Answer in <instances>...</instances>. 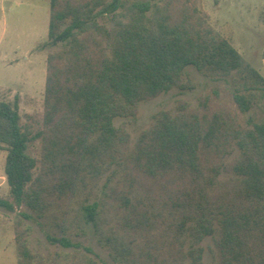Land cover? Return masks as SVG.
<instances>
[{
  "label": "trees",
  "instance_id": "obj_1",
  "mask_svg": "<svg viewBox=\"0 0 264 264\" xmlns=\"http://www.w3.org/2000/svg\"><path fill=\"white\" fill-rule=\"evenodd\" d=\"M47 45L44 129L23 126L18 102L0 99L12 199L0 208L29 211L14 221L17 264H96L74 241L89 227L114 264H203L209 237L215 264H264V118L247 117L264 113V76L200 0H51ZM188 67L240 81L229 98L211 88L196 107L154 114L133 144L116 119L194 90ZM35 219L50 244L74 252L33 251Z\"/></svg>",
  "mask_w": 264,
  "mask_h": 264
},
{
  "label": "rangeland",
  "instance_id": "obj_2",
  "mask_svg": "<svg viewBox=\"0 0 264 264\" xmlns=\"http://www.w3.org/2000/svg\"><path fill=\"white\" fill-rule=\"evenodd\" d=\"M51 0H0V99L17 101L21 124L33 132L44 129V93L46 84L47 56L53 48L47 45ZM200 8L208 14L210 24L264 76V0H200ZM100 22L111 23L105 19ZM188 78L195 84L194 90L173 89L157 98L142 102L134 118H118L117 126L124 125L134 144L140 133L149 128L154 114L162 110H173L179 101H186L196 107L200 97L211 88L220 89L227 98L236 91L237 75L210 78L194 67L187 68ZM247 117L260 121L264 113L254 106ZM39 142L32 143L28 153L39 157ZM239 154L226 158L232 161ZM7 153L0 150V198L12 201L5 177ZM225 175L222 176L224 178ZM26 208L9 212L0 208V264H17L14 221ZM32 227L31 248L52 258L56 254H72L74 249H65L50 244L43 233L41 221H29ZM82 245V251L89 252L96 264H114L109 252L100 247L89 227L85 238H74ZM201 246L205 250L203 264H215L218 252L211 237ZM88 250V251H87Z\"/></svg>",
  "mask_w": 264,
  "mask_h": 264
}]
</instances>
